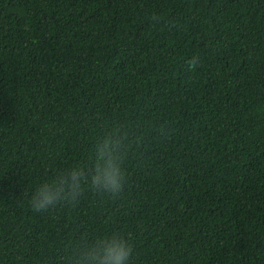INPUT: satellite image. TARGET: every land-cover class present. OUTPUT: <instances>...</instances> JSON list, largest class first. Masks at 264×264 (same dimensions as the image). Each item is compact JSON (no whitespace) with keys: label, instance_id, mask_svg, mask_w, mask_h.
<instances>
[{"label":"trees","instance_id":"trees-1","mask_svg":"<svg viewBox=\"0 0 264 264\" xmlns=\"http://www.w3.org/2000/svg\"><path fill=\"white\" fill-rule=\"evenodd\" d=\"M109 133L119 197L34 211ZM117 231L128 264H264V0H0V264Z\"/></svg>","mask_w":264,"mask_h":264},{"label":"clouds","instance_id":"clouds-1","mask_svg":"<svg viewBox=\"0 0 264 264\" xmlns=\"http://www.w3.org/2000/svg\"><path fill=\"white\" fill-rule=\"evenodd\" d=\"M155 19V17H153ZM200 57L193 56L188 64L194 71L200 65ZM126 151H121L119 133H109L97 142L92 159L88 163H77L39 184L30 195L34 211L44 212L60 204H74L90 191L118 198L127 182ZM78 252L74 264H128L134 251L131 239L117 231L77 244Z\"/></svg>","mask_w":264,"mask_h":264}]
</instances>
